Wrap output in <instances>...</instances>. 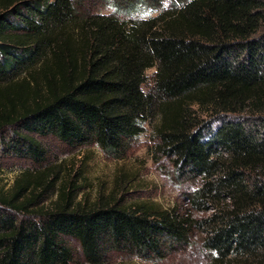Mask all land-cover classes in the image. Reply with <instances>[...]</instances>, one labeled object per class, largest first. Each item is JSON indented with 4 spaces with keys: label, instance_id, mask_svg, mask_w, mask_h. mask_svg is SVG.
<instances>
[{
    "label": "trees",
    "instance_id": "1",
    "mask_svg": "<svg viewBox=\"0 0 264 264\" xmlns=\"http://www.w3.org/2000/svg\"><path fill=\"white\" fill-rule=\"evenodd\" d=\"M83 12L82 0H0V131L40 161L32 135L119 155L156 118L180 168L200 178L188 193L209 204L210 264H264V1L181 0L153 17ZM155 67L151 91L145 71ZM0 196V264H71L75 239L90 264L110 250L141 256L187 244L193 222L115 201L53 206ZM196 222V221H195Z\"/></svg>",
    "mask_w": 264,
    "mask_h": 264
},
{
    "label": "rangeland",
    "instance_id": "2",
    "mask_svg": "<svg viewBox=\"0 0 264 264\" xmlns=\"http://www.w3.org/2000/svg\"><path fill=\"white\" fill-rule=\"evenodd\" d=\"M181 0H173L176 3ZM264 1V0H263ZM83 12L109 14L116 9L122 18L153 17L162 9V0H82ZM172 5V4H171ZM170 5V6H171ZM160 9V11H153ZM155 67L145 71L143 89L151 91ZM264 122V119H263ZM159 119L146 124L144 132L134 138L117 156L104 153L96 144L68 146L52 135H32L43 148L38 162L18 156L9 146L11 128L0 131V196L13 194L21 180L17 201L36 197L33 209L53 206L59 191H69L72 203L88 204L115 201L126 207L143 206L149 211L168 210L193 222L187 244L163 245L160 254L141 256L134 249L110 250L100 264H210V254L203 248L204 221L213 214L209 204L197 209L188 193L199 186L200 178L180 168L175 157L166 154L157 136ZM196 221V222H195ZM73 250L71 264H90L79 243L65 238Z\"/></svg>",
    "mask_w": 264,
    "mask_h": 264
},
{
    "label": "clouds",
    "instance_id": "3",
    "mask_svg": "<svg viewBox=\"0 0 264 264\" xmlns=\"http://www.w3.org/2000/svg\"><path fill=\"white\" fill-rule=\"evenodd\" d=\"M173 0H162V9L168 10L170 5L172 4ZM153 11H160V9H153Z\"/></svg>",
    "mask_w": 264,
    "mask_h": 264
}]
</instances>
